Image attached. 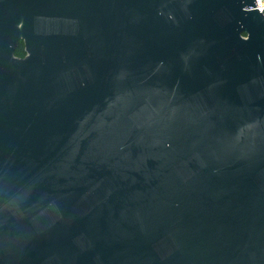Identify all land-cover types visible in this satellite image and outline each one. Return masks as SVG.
<instances>
[{"label": "water", "instance_id": "95a60500", "mask_svg": "<svg viewBox=\"0 0 264 264\" xmlns=\"http://www.w3.org/2000/svg\"><path fill=\"white\" fill-rule=\"evenodd\" d=\"M256 6L0 0V264H264Z\"/></svg>", "mask_w": 264, "mask_h": 264}, {"label": "trees", "instance_id": "16d2710c", "mask_svg": "<svg viewBox=\"0 0 264 264\" xmlns=\"http://www.w3.org/2000/svg\"><path fill=\"white\" fill-rule=\"evenodd\" d=\"M15 53H16V55L21 56V57L26 56L25 45L22 41L20 42L19 46L17 47Z\"/></svg>", "mask_w": 264, "mask_h": 264}, {"label": "built area", "instance_id": "2783aa9c", "mask_svg": "<svg viewBox=\"0 0 264 264\" xmlns=\"http://www.w3.org/2000/svg\"><path fill=\"white\" fill-rule=\"evenodd\" d=\"M258 6H256V8H258L260 11L264 12V0H256Z\"/></svg>", "mask_w": 264, "mask_h": 264}]
</instances>
